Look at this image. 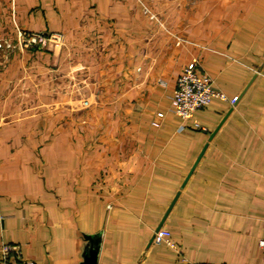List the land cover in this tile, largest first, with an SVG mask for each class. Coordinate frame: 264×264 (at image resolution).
<instances>
[{
    "label": "crops",
    "instance_id": "obj_1",
    "mask_svg": "<svg viewBox=\"0 0 264 264\" xmlns=\"http://www.w3.org/2000/svg\"><path fill=\"white\" fill-rule=\"evenodd\" d=\"M0 43V264H264V0H0ZM194 59L229 101L184 120Z\"/></svg>",
    "mask_w": 264,
    "mask_h": 264
},
{
    "label": "built area",
    "instance_id": "obj_2",
    "mask_svg": "<svg viewBox=\"0 0 264 264\" xmlns=\"http://www.w3.org/2000/svg\"><path fill=\"white\" fill-rule=\"evenodd\" d=\"M58 36L59 35L48 36L42 33L25 35L23 45L26 47H43L48 41L53 40V38H57ZM3 46L9 49L16 47L11 44L3 45L0 43V48ZM214 98L229 101L225 93L215 85L213 79L208 74L200 73L198 71V61L194 59L183 69L177 79V86L172 95L173 112L184 120H192L195 117V113L198 110L207 107ZM237 100L238 97H235L230 100V103L234 105ZM159 116L163 117V114H159ZM201 128L203 129V127ZM154 240L165 241L170 247L175 248V244L170 238L169 231L163 229L157 230L154 233ZM261 244L264 246V241H262ZM17 248L18 247H13V250L17 251ZM9 250L3 251L1 256L2 264H34L31 261H23L20 258L11 259ZM186 264L199 263L187 262Z\"/></svg>",
    "mask_w": 264,
    "mask_h": 264
},
{
    "label": "rangeland",
    "instance_id": "obj_3",
    "mask_svg": "<svg viewBox=\"0 0 264 264\" xmlns=\"http://www.w3.org/2000/svg\"><path fill=\"white\" fill-rule=\"evenodd\" d=\"M152 16H154L157 21H160V19L157 15L152 14ZM45 35L51 36V35H59V34H55V33L46 34L45 33ZM59 36L57 38H53V40L48 41V43L45 46H43L42 48H44L47 51V49H49L52 44L58 45L60 42V41H58L60 39ZM6 59H8V55H6ZM83 67L84 66L76 67L74 65H70L68 68H65L62 73L59 70L58 74L59 73L60 74L58 76H56L53 79V81L45 82V93H46V95L50 94V96L55 100V99H57L58 96L54 93L58 92L60 90L61 93H59V94L65 96V97L67 95L72 94L73 96L74 95L77 96V98H73V99H75V101H78L79 99L81 101H83L82 99L84 98V90L86 89L85 86L87 84L85 79H84V74H83L84 68ZM48 71L50 72V70H48ZM57 71L58 70L56 69V72ZM52 82L54 83V85H53L54 87H51ZM18 84H19V81L13 85V89L19 90L20 85L18 86ZM55 88H56V90H55ZM27 90L31 94L33 92V90H35V89H34V87L29 86ZM54 90H55V92H54ZM25 91H26V87L23 88L22 92L25 94ZM12 93H13V90H12ZM19 93L21 96V92H19ZM18 99H19V102H18L17 106L19 107L25 103V100H23L25 98L22 96V97H19ZM85 102H87V101H85ZM22 108H24V107H22ZM19 110L20 109L16 108V111H19ZM76 116H77V118L80 117V119L84 118V115H76ZM4 119H5V117H2L0 121L2 122V121H4Z\"/></svg>",
    "mask_w": 264,
    "mask_h": 264
},
{
    "label": "water",
    "instance_id": "obj_4",
    "mask_svg": "<svg viewBox=\"0 0 264 264\" xmlns=\"http://www.w3.org/2000/svg\"><path fill=\"white\" fill-rule=\"evenodd\" d=\"M159 229H160V228H159ZM159 229H158V230H159ZM95 262H96V253H94L93 258H92L91 260L88 261V264H95Z\"/></svg>",
    "mask_w": 264,
    "mask_h": 264
}]
</instances>
